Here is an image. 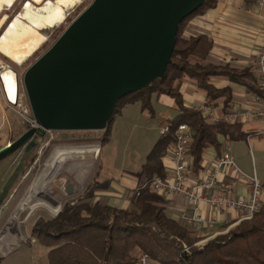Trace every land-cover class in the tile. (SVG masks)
Listing matches in <instances>:
<instances>
[{
  "label": "trees",
  "instance_id": "16d2710c",
  "mask_svg": "<svg viewBox=\"0 0 264 264\" xmlns=\"http://www.w3.org/2000/svg\"><path fill=\"white\" fill-rule=\"evenodd\" d=\"M216 3L217 0H205L195 12L183 18L164 74L142 89L121 97L107 127L95 139L101 143L110 140L113 121L126 104L141 101L142 108L152 112L153 93L168 94L175 99L179 114L154 144L137 173L141 184L135 199L138 209L131 211L88 202L66 203L55 218L39 219L32 233L40 242L53 246L48 253L49 264H136L133 250L137 247L162 264H264V206L229 233H221L199 246L186 227L166 215L165 199L150 189L149 184L154 176H166L162 158L176 140L174 133L181 123L189 124L194 130L191 147L195 168H199L201 155L207 147H219V134L228 135L233 140L248 136L239 123L220 121L208 124L202 111L184 104L180 91V80L189 76L196 79L209 98L227 95L229 100L228 89H217L209 83L212 75H226L260 93L250 70L204 63L212 48L209 37L184 36L188 20ZM36 151L37 147L33 149L26 168L32 164Z\"/></svg>",
  "mask_w": 264,
  "mask_h": 264
},
{
  "label": "water",
  "instance_id": "95a60500",
  "mask_svg": "<svg viewBox=\"0 0 264 264\" xmlns=\"http://www.w3.org/2000/svg\"><path fill=\"white\" fill-rule=\"evenodd\" d=\"M204 1L94 0L73 19L23 75L38 125L0 147V161L25 147L0 191V207L46 130H104L121 97L164 74L179 23ZM138 19L140 34L124 54V37Z\"/></svg>",
  "mask_w": 264,
  "mask_h": 264
},
{
  "label": "crops",
  "instance_id": "0c3cea01",
  "mask_svg": "<svg viewBox=\"0 0 264 264\" xmlns=\"http://www.w3.org/2000/svg\"><path fill=\"white\" fill-rule=\"evenodd\" d=\"M197 35H206L212 41V48L204 59V63L221 66L228 65L239 70L248 69L254 77L253 83L257 86V52L264 43V6H258L256 0H217L214 7L204 10L202 13L188 20L184 28V36L196 37ZM209 78V83L217 89H228L230 91L229 100L226 98L227 95H221L214 99L209 98L206 90L199 87L196 79L185 76L180 80V91L183 95L184 104L187 107L197 108L209 103L213 105L215 113L220 118L219 120L225 122H227V120H225V114L231 108L256 111L262 107L263 103L260 99L261 92L258 93L241 83L234 82L226 75H212ZM151 103L152 112L148 109H143L142 103L141 108L136 109L129 108L131 107L129 105L133 103L126 104L122 108L121 113L113 121L112 135L109 141L115 139L124 131L137 129L142 131L143 136L146 138V148L147 146L148 148L151 146L150 148L152 149L159 137L162 136V129L165 128V126L171 125L172 120L179 114V110L176 107L175 99L168 94L153 93ZM0 107L3 109L1 101ZM10 110L5 109L4 111V116L8 121V111ZM239 124L242 125L243 131L248 133L247 138L234 141L228 135L219 134V147L209 146L205 149L201 155V164L199 168H195L191 147L194 139L191 141L189 146L190 160L192 162V172L190 173L191 182L206 176L208 171L224 152L226 146L225 141L227 139L230 142L231 155L234 143L236 142V154L233 153L235 156L232 157L238 168L250 175L249 177L256 176L258 180L261 179V183L264 181V171L258 169L256 165L254 173L251 172L250 168H247L249 165H247L245 159L242 158L243 150L244 154H246L245 151H248L249 144L255 139L250 138L252 135L264 137V120L255 116L252 120L243 123L239 122ZM10 127L9 131H12V127L11 129ZM2 128L3 123L1 120L0 134ZM9 133L10 132L0 136V147L12 141ZM231 141L233 143V148ZM235 158H238V161ZM146 159L147 156L145 159L143 158L142 161H139V159H137V161L131 160L128 164H124L120 167L115 173L107 171L102 176L97 174L94 177L97 181L95 183L93 182L94 184L89 187L90 190L80 197L79 202H88L91 205L99 203L100 205H108L131 211L137 210L138 207L135 204V199L141 187L140 178L137 173L141 171ZM3 161L4 159L1 160V163ZM162 161L166 172L165 175H170L174 166L172 160L169 156L165 155ZM109 163H111V160H109ZM110 167L112 166L110 165ZM232 174H234V172L228 174L226 180L232 179ZM220 178H223V176ZM250 185L248 178L239 180L236 183V194L239 196H247L251 190ZM156 193L161 196L160 193ZM162 197L165 199L163 206L166 215L186 227L193 235L204 237V239L216 233H222L234 228L240 222L239 217L241 213L238 210L224 209L217 211L205 205L203 206L202 213L205 216L216 213V224L214 226H208L207 223L203 225L191 224L180 215L183 211H187L189 214L193 211L190 203L183 195L178 194L171 200L166 199L164 196ZM36 240L38 243L29 244V258L31 261H28L27 257L25 258L26 262L22 264H49L48 253L53 246L46 245L37 238ZM6 243L5 248L7 245L9 246V243ZM19 247L22 248L23 243L15 249ZM140 252H142V250L137 247L133 250V255L137 256ZM150 264L162 263L151 259Z\"/></svg>",
  "mask_w": 264,
  "mask_h": 264
},
{
  "label": "rangeland",
  "instance_id": "374dc122",
  "mask_svg": "<svg viewBox=\"0 0 264 264\" xmlns=\"http://www.w3.org/2000/svg\"><path fill=\"white\" fill-rule=\"evenodd\" d=\"M28 1L29 0H16L13 6H9L7 8L5 7L3 13L7 15L6 19H9V21H11L15 16L19 15L22 11L23 5ZM93 1L94 0H83L82 2H80V4L68 10L66 16L67 18L63 23L45 30L44 32L47 35L45 42L37 50V52L24 63L17 64L16 62L12 61L3 54H0V60L11 64L12 67H14L23 76L27 68L31 66L44 52H46L54 44V42L60 37V35L65 31V29L73 22V19L75 20ZM142 23H143L142 20L138 19L131 25V27H129V30L127 31L124 37L125 39L123 45L124 54H129L130 50L132 49L134 42L136 41L137 37L140 34ZM129 106H131L129 108H135V109L141 108V102L136 101ZM4 115H5L4 111L0 107V122L2 120L3 123V128L0 136L10 132L9 135L14 140L17 137H19L21 134H23L25 130H27V126L23 124L20 117L15 115L14 112H12L11 110L8 111L9 121ZM10 126L12 127V131H9ZM53 134H54V138H53L54 140L51 141V145L47 149H45L46 147H44V142L46 138H44V136H40V140L37 141V151H36L37 155L35 156L32 164L28 166V168L26 167L23 168V171L21 172L18 180H16V183L12 187L10 194L6 197L2 206L0 207V239H1L0 264H12V263L22 264L26 262L25 258L27 257H28L27 260L31 261V259L29 258V253H30L29 244H35V242L30 241V239H27V241H23L22 242L23 247L22 248L19 247L14 251H10V249H6L8 245L5 248V245L7 244L6 242H10L9 244H11V246L18 244V242L14 243L13 240L12 242L8 239L9 238V236H7L8 233H6V236L8 238L6 237L3 239L4 236H2L4 234L3 231H5L6 229L5 227L7 226L9 220L12 217L17 218L20 221V227H19L20 233L22 234L23 231L24 236L28 238V234L34 237L32 231L34 226L36 225V222L39 221V219H50L53 217L55 218V216L57 215L55 213H51L48 210V208L43 206L41 207L37 206L31 211L28 209V207L27 209L21 210V205L25 203V199L28 197L29 195L28 193H30V189L32 185L36 183L41 173L46 169L47 167L46 164L48 163V160L50 159L51 155L56 149L70 147V146L79 148L82 146H89V145L93 147L99 146L100 148V149L98 148L97 152H93V151L89 153L79 152L75 154L66 153V152L62 153L58 157L56 164L53 165L52 172L47 176V178L43 179L44 181L42 182V184H40L38 190L42 195H46L47 197L51 198V196L45 194V191L48 189L49 185L54 181V179H56L58 174L62 171V169L69 160L76 159L79 161L93 162L91 171L83 183H80L75 179V174L70 175L68 172H65L69 177L68 178L69 181H67V184L70 181H74L79 187V189L78 191L65 196L62 199V202L60 203L54 200L55 202H57V204L62 205L61 207H63L64 204L66 203L72 205V203H74L75 200L77 201L75 204H77L80 201L79 200L80 197L83 194L87 193L88 190H90L89 187L97 181V179L94 178L97 174H99V176H102L107 171H111L112 173H115L118 169H120V167H122L124 164H128V162L131 160L137 161V159H139V161H142L143 158L145 159V157L151 150L150 148L151 146H149V148L147 146L146 148V142H145L146 138L145 136H143V132L137 129H132L131 131L130 130L124 131L115 139L108 141L107 143L106 141L105 143H101L100 141L97 140L95 141L96 138L102 135L101 130L91 131V130L64 129V130H56ZM250 138H255V139L253 142H251V144H249L248 151L247 152L245 151V153L248 155L244 154V150H243L242 158L245 159L247 165H249L247 168H250L251 172L254 173V168H256V165L258 166V169L264 171V137H260L258 135H252ZM235 143H234V148L232 143L233 157L235 156L233 155V153L236 154V150H237V148L235 147ZM23 148L24 147H21L14 153H11V155L4 158V161L2 163L0 161V190L3 184L5 183V181L7 180V178L10 176L11 172H13L18 162L20 161L23 155L22 154ZM235 159L238 161V158ZM109 160H111V163H109ZM109 164L112 167H110ZM245 174L247 176H250L247 173ZM262 183L264 186V181H262ZM239 220L241 222L242 220L245 219H242V215H241L239 217ZM235 228L236 227L226 230L222 232V234L229 233L230 230ZM190 234L192 238L196 239V245L201 246V244L204 241L207 243L208 240L213 239L215 236L221 233H216L215 235L208 237L206 239H204V237H198L196 235H193L192 233Z\"/></svg>",
  "mask_w": 264,
  "mask_h": 264
},
{
  "label": "built area",
  "instance_id": "2783aa9c",
  "mask_svg": "<svg viewBox=\"0 0 264 264\" xmlns=\"http://www.w3.org/2000/svg\"><path fill=\"white\" fill-rule=\"evenodd\" d=\"M258 6H264V0H256ZM1 54V53H0ZM14 73L11 78L7 72ZM257 89L261 92L260 99L262 107L258 110L230 109L225 114L227 122L243 123L252 120L253 117H260L264 120V43L257 52ZM23 82V76L11 64L0 60V101L3 109H11L27 128L37 127L38 123L32 111L28 94ZM4 109V111H5ZM196 109L203 112L205 121L208 124H217L220 118L214 111L213 105L206 103ZM171 125L165 126L162 132L169 130ZM56 130H46L44 147L47 149L54 139ZM176 140L168 149L165 155L169 156L173 162V169L170 175L154 176L150 181V189L161 194L166 199H173L174 196L183 195L190 203L193 211L188 213L183 211L180 215L191 224L214 226L217 222L216 213L205 216L203 206L207 205L213 210L235 209L238 210L242 219L251 218L261 210L264 203V186L256 176L249 177L236 165L231 155L230 142L227 139L225 150L205 177L191 182L192 162L190 160V143L194 139V130L187 123H181L176 129ZM234 172L232 179L226 180L228 174ZM223 176V178H220ZM248 178L250 182V192L247 196L236 194V183L241 179ZM77 201L75 200V204ZM22 236H24L22 231ZM211 237V236H210ZM30 239L37 242L35 237L28 234V238L23 237V241ZM22 241V242H23ZM21 242V244H22ZM201 242V241H200ZM204 241L202 244H205ZM201 244V245H202ZM151 258L145 252H140L136 256V264H150Z\"/></svg>",
  "mask_w": 264,
  "mask_h": 264
},
{
  "label": "bare ground",
  "instance_id": "6f19581e",
  "mask_svg": "<svg viewBox=\"0 0 264 264\" xmlns=\"http://www.w3.org/2000/svg\"><path fill=\"white\" fill-rule=\"evenodd\" d=\"M82 1L83 0H29L23 5L21 13L9 21V19H6L7 15L3 13V10L5 7L13 6L16 0H0V15L3 14L0 16V53L17 64L24 63L33 56L45 42L47 35L44 31L63 23L67 18L68 10L80 4ZM7 75L11 78L14 77L13 71L7 72ZM98 148L99 146L93 147L89 145L79 148L70 146L56 149L48 160L46 169L41 173L36 183L32 185L30 193H28L29 195L25 199V203L22 202L21 210L27 209L28 207L31 211L37 206H43L48 208L51 213H59L62 205L57 204L54 200L60 203L65 196L79 189L74 181H70L67 184L69 177L65 172H68L70 175L75 174V179L83 183L91 171L93 162L79 161L76 159L69 160L45 191V194H48L51 198L39 192L38 189L40 184H42L44 181L43 179L47 178L52 172L53 165L56 164L58 157L62 153L75 154L79 152H97ZM19 227L20 221L12 217L3 233L5 235L8 232L9 239L19 244L23 241ZM9 246L6 249L11 250L13 246H11V244H9Z\"/></svg>",
  "mask_w": 264,
  "mask_h": 264
},
{
  "label": "flooded vegetation",
  "instance_id": "af4514ba",
  "mask_svg": "<svg viewBox=\"0 0 264 264\" xmlns=\"http://www.w3.org/2000/svg\"><path fill=\"white\" fill-rule=\"evenodd\" d=\"M12 140H13V139H12ZM14 140H15V139H14ZM38 140H39V139L36 140V146H34V148L37 147V141H38ZM34 148H33V149H34ZM33 149L30 151L27 161L29 160V157L31 156V153H32ZM24 152H25V147H24L23 150H22V154H24ZM27 161H26V163H27ZM26 163H25V166H26ZM11 174H12V172H11ZM11 174H10V175H11ZM9 177H10V176H9ZM9 177H8V178H9ZM8 178H7V179H8ZM5 182H6V181H5ZM4 184H5V183H4ZM4 184H3V186H4ZM3 186H2V188H3ZM2 188H1V190H2ZM1 190H0V191H1ZM11 190H12V189H11ZM11 190H10V191H11ZM10 191H9V194H10ZM9 194H8V195H9ZM5 228H6V227H5ZM3 232H4V231H3ZM7 233H8V232H7ZM2 236H4V237H3V239H4V238H6V237L9 236V235L7 234V236H6V234H5V235L3 234ZM7 238H8V237H7ZM8 239H9V238H8ZM0 240H1V239H0ZM9 240H10V239H9ZM10 241H12V240H10Z\"/></svg>",
  "mask_w": 264,
  "mask_h": 264
}]
</instances>
